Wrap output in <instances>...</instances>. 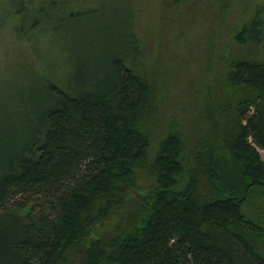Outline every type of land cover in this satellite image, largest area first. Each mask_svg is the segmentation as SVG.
I'll list each match as a JSON object with an SVG mask.
<instances>
[{"label": "trees", "instance_id": "16d2710c", "mask_svg": "<svg viewBox=\"0 0 264 264\" xmlns=\"http://www.w3.org/2000/svg\"><path fill=\"white\" fill-rule=\"evenodd\" d=\"M103 4L0 7V23L11 18L29 48L45 34L48 54L42 66L25 62L33 83L20 80V99L9 86L1 94L6 107L25 108L18 128L1 126L0 115V264H264V161L248 139L264 146L261 6L234 32L258 50L228 59L233 100L208 103L206 132L186 146L176 127L155 136L148 123L157 102L135 66L132 15L120 16V43L105 45L100 69L85 71L81 48ZM142 174L151 183L139 185Z\"/></svg>", "mask_w": 264, "mask_h": 264}, {"label": "rangeland", "instance_id": "374dc122", "mask_svg": "<svg viewBox=\"0 0 264 264\" xmlns=\"http://www.w3.org/2000/svg\"><path fill=\"white\" fill-rule=\"evenodd\" d=\"M100 1L104 4L97 11L101 17L97 30L81 48L85 71L88 73L93 66L100 69L96 65L104 60L105 45L112 41L120 43L117 31L124 27L120 16L132 15L133 28L140 36L135 66L150 79L157 102L156 119L148 123L155 136L166 127H176L186 146H190L206 132L205 106L233 100V86L224 81L227 61L231 56L258 50L256 45L238 43L234 32L257 5L264 13V0H133L131 4L129 0ZM3 2L0 0V7ZM11 20L0 23V115L1 126L6 124V128L12 129L23 124L24 116L20 115L25 106L22 102L6 107L10 100L2 98L4 86H9L20 99L27 92L22 82L33 83L30 71L24 68L25 62L33 60L37 67L42 66L41 57L46 59L48 54L41 47L47 40L45 34L40 33L35 46L29 48L27 37H18L11 30ZM252 111L253 106L247 110ZM4 131L0 128V132ZM248 139L264 161V146L255 143L250 135ZM151 179L142 174L139 185L151 183ZM15 197L19 199V195ZM253 201L257 202L255 198ZM111 219L103 225L111 226Z\"/></svg>", "mask_w": 264, "mask_h": 264}]
</instances>
